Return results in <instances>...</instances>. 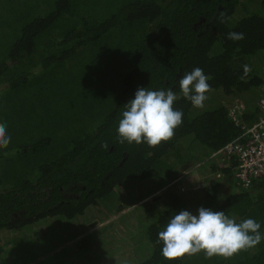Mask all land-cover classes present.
<instances>
[{"label":"trees","instance_id":"16d2710c","mask_svg":"<svg viewBox=\"0 0 264 264\" xmlns=\"http://www.w3.org/2000/svg\"><path fill=\"white\" fill-rule=\"evenodd\" d=\"M241 1L0 0V122H6L11 136L7 148H0V264L39 257L36 264H93V257L98 264H264V240L230 259H206L200 252L165 260L158 232L181 210L198 214L177 193L163 197L166 207L152 220L143 217H150L149 205L144 209L141 238L129 233L124 248L111 245L118 234L111 230L113 223L87 232L92 222L161 191L176 166L171 159L190 161L181 153L182 139L210 153L240 136L229 104L216 101L195 112L180 93L179 79L200 67L211 85L207 97L220 91L235 98L252 91L256 101L264 85L254 64V57L264 54V0L233 20ZM233 31L244 39H228ZM89 48H100L103 55L110 50L126 54L118 69L111 66L114 85L101 89L97 98L95 92L88 96L89 87L82 90L86 98L79 97V107H94L89 121L76 116L64 126L43 123V110H52L60 95L73 103L78 82L79 88L89 84L77 81L73 71ZM244 64L251 66L247 76ZM139 87L171 88L180 97L174 108L182 110L183 123L171 140L155 148L117 139L123 105ZM258 113L254 107L244 119L255 121ZM234 165L232 160L217 167L222 176L210 180L199 205L224 210L237 223L254 218L264 234V178L242 189L234 180ZM123 231L118 232H129Z\"/></svg>","mask_w":264,"mask_h":264},{"label":"clouds","instance_id":"9594fccd","mask_svg":"<svg viewBox=\"0 0 264 264\" xmlns=\"http://www.w3.org/2000/svg\"><path fill=\"white\" fill-rule=\"evenodd\" d=\"M227 38L239 41L244 39V34L233 31L227 34ZM242 67L244 76H247L251 66L244 64ZM208 80L200 67L180 77V93L193 107L203 108L208 98L206 93L211 91ZM179 98L171 88L152 90L139 87L134 98L123 105L116 129L119 143H146L155 148L171 140L175 129L183 123L182 110L174 108V102ZM10 141L6 122H0V148H7ZM197 211L196 215L188 210L175 213L158 232L157 243L162 244L160 254L165 260L172 261L185 254L192 256L200 252L206 259L214 256L230 259L264 240V234L259 231L261 224L254 218L237 223L236 218L229 217L224 210L214 211L201 206Z\"/></svg>","mask_w":264,"mask_h":264},{"label":"rangeland","instance_id":"374dc122","mask_svg":"<svg viewBox=\"0 0 264 264\" xmlns=\"http://www.w3.org/2000/svg\"><path fill=\"white\" fill-rule=\"evenodd\" d=\"M260 2L261 0H242L237 8L235 15L233 16V20H237L243 17L244 15L248 14L249 12H253V9L260 8ZM113 43L114 41H109L108 45L118 46L117 44L114 45ZM105 47L106 46H102L100 48L106 49ZM100 48L91 49L90 54L82 58L80 63L78 62V68L73 70L77 81L79 80L83 84H85V82H88L89 84L87 86H82L81 88H79V86L82 84L78 82L77 90L80 93H78L79 96L75 98L73 103H70L69 98H62V95H60L58 103L52 110H43V123L53 122V124L56 126H64L69 124L71 117L75 118L76 116L77 119H79L78 117H81L82 119L86 120V122L89 121L94 107H90L89 104L83 107H79V97L86 98V95L82 90H88L89 87L90 91L88 92V96L95 92V97L97 98V96L100 94L101 89L105 92L110 85H114V82L112 80L114 77V73L111 69V66L113 65L118 69L126 58V54L117 52L115 50H110L108 54L104 53L103 55ZM254 61V64L261 68L260 74H262L264 78V54L260 53L259 55H256L254 57ZM68 72H70V70H68ZM82 78H85V80H82ZM96 80H98V82L102 84L101 87L98 86L100 89L94 83ZM3 86L4 85H0V91L4 89ZM262 93L263 90L260 89L259 95L257 96V99L254 102V92L252 91L242 93V96H238L235 98H232L231 96H225L224 93L221 94V92L218 91L215 94H212L214 96L212 97L213 100L211 102L209 101V99L212 95H209L208 98L204 101L203 108L194 107V111H203L209 106L214 105V102L218 101L219 104H229V106L233 105L235 102H240L243 103L245 107V112H247V110L254 111V107L257 111L260 112L261 109L259 105V99ZM65 106H67V111L64 113L63 110ZM36 108L40 111L42 110L40 107ZM244 121L246 122L245 119ZM181 144L182 155H188L190 161L188 163L180 161L177 164L176 158L171 159V162L175 163L176 166L174 167V170L170 173L171 177L168 183L161 189V191L157 192L154 196H151L143 200L142 202L135 204L134 206L124 208L119 212L112 211L111 216L106 220H102L100 222H92L87 232L89 234L94 233L100 228L106 227L107 225H110V223H113L115 225L111 228V230L113 229V231L117 232L118 234L114 235V238L111 241V245L115 246L118 244V247L124 248L126 246V243H128L127 240H129V233L131 234V236L135 234L134 239L136 240H139L141 238V232L143 231V225L141 224L143 220L141 219V215L143 214L144 209L146 210V207L149 205V208L151 210L149 211L150 217L149 215L143 217L145 220H152V218H155L164 209V207H166L163 197L167 198L166 195L171 193H177L187 197L190 201L191 209L193 210V212H196L198 208L201 207L199 203L200 200H202L204 197L205 190L209 185L210 180L213 178L221 177L218 174V172L220 171L217 169L218 165H220V162L210 163L208 160H206V157L211 152L206 153V151L202 150V147H200L199 144H194L190 138L182 139ZM157 196L159 198L161 197L162 199V201H160L159 203H156ZM129 211L134 212L131 215L127 216V214H129ZM126 225H128V227H125ZM123 229V232H129H127L125 235L120 234L118 231ZM36 236L44 237L40 233H36ZM111 238L112 233H110L106 237L107 240ZM62 248L64 247L62 246ZM43 252L45 251H42V253ZM96 252L98 251L96 250ZM90 259L91 263L98 264V261L94 257ZM41 260L42 257H39L34 260H31V262L27 261L22 262L21 264H36Z\"/></svg>","mask_w":264,"mask_h":264},{"label":"built area","instance_id":"2783aa9c","mask_svg":"<svg viewBox=\"0 0 264 264\" xmlns=\"http://www.w3.org/2000/svg\"><path fill=\"white\" fill-rule=\"evenodd\" d=\"M259 99L261 111L257 119L246 123L243 119L245 107L235 102L229 106L230 118L241 128L240 136L229 141L218 150L212 151L207 157L210 163L220 162L221 166H229L232 160L233 177L242 189L249 188L254 181L264 178V86ZM222 176L221 172H218ZM184 189V188H183ZM184 191V190H183Z\"/></svg>","mask_w":264,"mask_h":264}]
</instances>
